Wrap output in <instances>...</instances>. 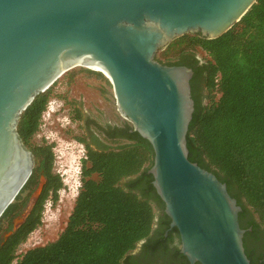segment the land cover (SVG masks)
<instances>
[{
  "label": "water",
  "instance_id": "water-1",
  "mask_svg": "<svg viewBox=\"0 0 264 264\" xmlns=\"http://www.w3.org/2000/svg\"><path fill=\"white\" fill-rule=\"evenodd\" d=\"M257 1L0 0V218L35 167L17 131L22 113L68 71L101 66L118 110L153 147L149 172L190 264H251L237 200L188 157L193 70L157 55L184 35H224ZM44 184L41 178L14 230Z\"/></svg>",
  "mask_w": 264,
  "mask_h": 264
},
{
  "label": "trees",
  "instance_id": "trees-1",
  "mask_svg": "<svg viewBox=\"0 0 264 264\" xmlns=\"http://www.w3.org/2000/svg\"><path fill=\"white\" fill-rule=\"evenodd\" d=\"M258 49L264 50V0H258L224 35L216 39L184 35L160 52L159 59L168 66L193 60L187 63L194 71L188 157L216 175L237 200L251 264L258 263L246 249V239L264 232V93L247 89L260 74L259 63L252 56ZM200 52L206 57L198 66ZM53 85L35 98L18 123V134L32 152L35 167L0 218V264H127L138 245L150 239L157 209L165 207L149 172L155 153L132 123L101 125L84 118L81 109L74 110V118L85 123L86 134L77 140L85 146L86 155L67 225L57 240L19 252L43 225L47 202L57 203L65 188L54 169V145L34 142ZM41 178L45 184L39 199L25 222L14 230V219L24 212Z\"/></svg>",
  "mask_w": 264,
  "mask_h": 264
},
{
  "label": "rangeland",
  "instance_id": "rangeland-1",
  "mask_svg": "<svg viewBox=\"0 0 264 264\" xmlns=\"http://www.w3.org/2000/svg\"><path fill=\"white\" fill-rule=\"evenodd\" d=\"M198 55L206 57L201 52ZM252 56L259 63L260 74L247 85V89H258V92L264 93V50L258 49ZM94 71L76 67L53 85V96L34 142L54 145V169L62 176L65 188L60 191L57 203L53 204L51 200L47 202L43 225L30 235L19 252L57 240L73 211L81 185L82 160L86 155L85 146L77 140L86 134L85 123L75 120L74 110L81 109L84 118L88 117L101 125H119L128 121L118 110L109 79Z\"/></svg>",
  "mask_w": 264,
  "mask_h": 264
},
{
  "label": "flooded vegetation",
  "instance_id": "flooded-vegetation-1",
  "mask_svg": "<svg viewBox=\"0 0 264 264\" xmlns=\"http://www.w3.org/2000/svg\"><path fill=\"white\" fill-rule=\"evenodd\" d=\"M196 60H199L198 66L203 64L201 57H196ZM192 61L189 58L186 63L179 66L188 67L187 63ZM245 244L255 263L264 264V232L260 231L248 237ZM127 264H190L189 259L181 252L180 233L172 226V220L167 215L165 207L157 209L155 227L150 239L138 245L130 254Z\"/></svg>",
  "mask_w": 264,
  "mask_h": 264
},
{
  "label": "bare ground",
  "instance_id": "bare-ground-1",
  "mask_svg": "<svg viewBox=\"0 0 264 264\" xmlns=\"http://www.w3.org/2000/svg\"><path fill=\"white\" fill-rule=\"evenodd\" d=\"M87 69L95 70L103 73L107 78H109L108 72L101 66L86 67Z\"/></svg>",
  "mask_w": 264,
  "mask_h": 264
}]
</instances>
